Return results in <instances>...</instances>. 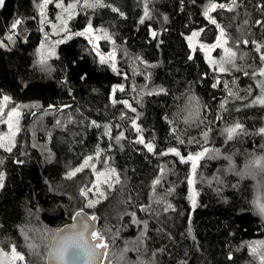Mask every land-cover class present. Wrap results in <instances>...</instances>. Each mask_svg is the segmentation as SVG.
I'll return each mask as SVG.
<instances>
[{"label":"trees","instance_id":"1","mask_svg":"<svg viewBox=\"0 0 264 264\" xmlns=\"http://www.w3.org/2000/svg\"><path fill=\"white\" fill-rule=\"evenodd\" d=\"M42 3L4 0L0 7V41L6 45L0 46V104L3 96L10 97L0 121L12 107L21 112L12 151L0 147V172L5 174L0 249L10 253L15 245L25 257L19 264H46L51 234L83 208L97 216L111 264H261L248 245L264 241V216L253 204L257 197L264 200V174L240 173L248 171L250 160L264 156V134L259 133L264 106L235 107L257 93L252 72L264 63V48L256 51V44H264V27L255 21H264V0H236L232 11L217 7L210 12L237 53L235 67L223 73L210 63L219 61L220 49L209 60L200 46L193 51L187 37L199 31L201 43H214L219 29L203 12L210 3L231 5V0H88L103 6L81 3L71 19L56 4L66 8L76 0H54L43 16ZM145 4L151 18L141 24ZM57 17L67 20V32ZM16 19L23 23L13 35ZM89 23L102 36L100 52L115 49V71L112 62L101 63L88 34L76 35ZM151 31L158 33L156 38ZM47 43L55 55L41 64ZM120 101H128L136 112ZM133 119L155 152L135 142ZM237 122L243 131L227 140L224 129ZM105 126H111L110 135ZM209 128L206 146L218 155L198 161L195 183L189 185L191 162L159 153L169 147H178L184 156L200 151ZM120 131L124 138L117 142ZM90 156L89 165L69 177ZM109 169L120 180L113 179L111 188L103 183L104 175L98 177ZM158 177L161 182L154 185ZM98 179L106 198L88 208L86 199L99 197L92 191L85 198L80 191ZM193 191L195 208L189 199ZM168 204L174 210L164 211ZM148 205L151 211L140 210Z\"/></svg>","mask_w":264,"mask_h":264},{"label":"snow or ice","instance_id":"2","mask_svg":"<svg viewBox=\"0 0 264 264\" xmlns=\"http://www.w3.org/2000/svg\"><path fill=\"white\" fill-rule=\"evenodd\" d=\"M54 0H43V3L39 5L40 11H41V16L44 15V7L49 4L53 3ZM194 2V0H193ZM83 4L84 7H96V6H103V5H97V4H90L88 3V0H76V3L74 4H69L66 8L62 3H57L56 7L62 8L65 13L68 14V18H72V10L77 7L79 4ZM4 5V0H0V7ZM217 7L220 8H225L228 7L229 11H232L234 8L238 7L236 0H231V5H224V4H219L217 5L216 3H210L206 9L203 12V15L207 17L210 22L213 25H216L217 28L219 29V35L215 41L214 45L211 46H205L201 45V48H206L207 50H211L213 47H220L223 49L224 55L220 58L219 61H210V63L215 64V70H218L219 72H225L230 70V68L235 67V59L237 53L233 51L232 48L226 47L228 44V39L226 36V32L224 27L220 26L215 19H213L210 15V11H214ZM264 7V6H262ZM113 11L119 12V9H113ZM120 15H123V13H120ZM145 18L150 19V11L145 4V10H144V16L141 18L140 23L143 24ZM58 20H60L61 23V31L67 32V20H63L61 17H57ZM166 19V18H165ZM45 20H42L41 23H45ZM23 21L21 19H16L12 25H11V30L13 32V35L15 34V30L21 26ZM247 23V21H245ZM256 25L264 27V21L262 20H256L255 21ZM53 29H55L57 26L55 24L52 25ZM93 31L91 23L88 24L85 32L82 33H76V35H85L88 32ZM201 32L203 29L200 30ZM151 36L153 38H156L158 33L156 31H151ZM13 35H9L7 37L8 40L13 39ZM104 35L107 37V34L104 33ZM199 35V32L193 31L187 39L191 42L192 39L196 36ZM47 36V34H46ZM63 41H56V43H62ZM244 44H248L247 40L242 41ZM255 43V42H254ZM0 46H6L3 44L2 41H0ZM43 47V45H42ZM261 48H264V44H256V51L260 52ZM195 49L193 48V51ZM52 55H55L54 52L51 53ZM115 49L112 50L105 58L104 56L100 57L101 63H106L111 61L112 62V68L115 71L116 70V64H115ZM191 59V57H189ZM261 61H264V54H261L260 56ZM41 64H45L46 60L44 57H41L40 60ZM245 75H248L247 72H245ZM252 75L255 76H260L264 77V65H262L258 72L253 71ZM219 83V81H217ZM260 89H261V95L256 97L253 103H259V104H264V80L258 81ZM213 87H216L214 84ZM119 90L123 91L124 88L123 86H119ZM115 91V89H114ZM165 90L163 88L160 89V92H164ZM249 91H251L249 89ZM232 95V93H230ZM3 103L0 104V115L4 113V108L7 107L8 102L10 101V97L8 96H3ZM193 100H195V97H193ZM113 103H117L115 99L112 101ZM121 103L125 104L128 108L131 109L132 112H136V109L131 106V104L128 103V101H120ZM65 107H69L68 105H65ZM223 107V105H221ZM196 111L197 114L199 113V105L197 103L196 105ZM20 115L19 109L17 107H12L10 111L7 113V125L9 129H13V118L16 117L18 118ZM139 118V114H137V119ZM217 119H222V117H217ZM60 121H57V124H59ZM93 125H95V121H92ZM98 126V125H97ZM106 127V134L110 135V127L111 126H105ZM116 127H119L117 125ZM132 127L134 131L138 134L136 143L144 145V147L147 149L148 152H155V144L151 141H145L144 135H143V129L137 124L136 119L132 120ZM19 131L18 127H15V130L10 133V135L6 137H0V147L6 148L8 152L12 151V147L14 146V137L16 132ZM211 131L209 128L208 131L203 132V138H204V145L202 146V150L197 151L195 153H189L187 156H184L181 154L180 150L178 147H169L166 151H162L159 154L162 156H166L169 154H174L176 157L179 158V160L182 163H188L191 162L192 168L191 172L192 175L188 178V184L189 185H194L195 183V175H196V168L198 161L202 158H204L206 155L210 157H215L218 155V150L216 149H210L207 147L208 143V133ZM243 131V125L240 123H235L233 126L228 127L224 129V133L226 136L227 140L233 139L235 135L238 134V132ZM172 132L175 133L176 129L173 128ZM260 134H264V128L259 129ZM124 138V132L120 131L119 135L116 137L117 142H119L120 139ZM178 144L183 145L184 140L180 139L177 137ZM192 141H189L191 143ZM199 143V142H197ZM97 156H99V150L97 151ZM229 159H231L229 157ZM92 160V157H88L84 165H82L80 168H77L75 171L70 172L68 175L69 177L74 176L76 172L82 171L84 166L89 165V161ZM2 163V161H0ZM18 163H22V161H18ZM94 168V165H92ZM246 169L248 171L244 173H240L241 175H247L250 174L251 171L259 172L261 174H264V156L256 157L252 160L249 161L248 165H246ZM161 174L164 173V168L160 169ZM100 175H104L105 179L103 180V183L107 185L109 188L113 187L112 180H115V183H120L119 176L115 172V169H109L108 173H99L98 177ZM4 179H5V174L3 172H0V188H3L4 186ZM219 179V178H215ZM161 182V178L158 177L154 181V185H158ZM95 191L96 194L98 195L99 199H86V206L88 208H94L97 203L100 202V199L106 198L105 192L101 190L100 188V181L99 179L95 184L92 185L91 188L85 187L82 188L80 191V195L87 198L89 196V193ZM169 191H172V189H169ZM197 193L193 191V193L189 196V199L192 201V206L193 208L196 207V199L195 196ZM159 202V201H157ZM253 204L255 206V210L257 213L261 216H264V200H262L260 197H257L256 200L253 201ZM169 209H173V206L171 204H168L164 211H168ZM141 211H151V206H143L140 209ZM132 215H135L134 213ZM97 217L95 215L89 216L83 208L79 209L76 211L73 215V220L75 223L66 225L63 228L57 229L54 233L51 234L48 243L45 245L47 249L46 253V259L51 262V264H105V261H108V264H111L109 260V253H108V248L109 245L106 241L105 234L103 230H100L96 226V221ZM144 227L147 228V222H144ZM28 247L30 249L35 250L36 245L35 244H29ZM248 247L250 248L252 254L254 256H258L261 264H264V241H258L254 242L252 244H249ZM0 257H3L4 259H0V264H15L16 261H25V257L22 253L17 252L15 245L11 246L10 254L5 253L3 249H0ZM229 259H231V254L229 255Z\"/></svg>","mask_w":264,"mask_h":264},{"label":"rangeland","instance_id":"3","mask_svg":"<svg viewBox=\"0 0 264 264\" xmlns=\"http://www.w3.org/2000/svg\"><path fill=\"white\" fill-rule=\"evenodd\" d=\"M210 12H209V15H210ZM196 32H199V31H196ZM87 34L90 37V39H91L94 47L96 48V50L101 54V56H104L105 58H107V56H108V54L110 52L105 53V54L100 52V40H101L102 36L98 32H95L94 30L91 31V32H88ZM199 36H200V32H199V35L194 37L191 42L188 40L189 45L192 48H194L195 46H200L201 47V45L211 46V45L215 44V42L212 43V44L201 43L200 40H199ZM226 47H228V46L226 45ZM217 48L220 49V52L222 53V55L220 57H222L224 55V52H223V49L220 48V47H213V48H211L210 51L207 50L206 48H202V49L205 52V54H206V56H207V58L209 60H215L216 59V56H215L216 54L214 52H215V50ZM53 49H54V46L52 44H50V43H47V44L43 45L42 50H41V57L43 56L44 59L50 57L52 55L51 53L54 52ZM109 62H111V61H109ZM263 65H264V63H263ZM260 80H264V77H260L258 75L255 76V77L253 76L252 81L256 85L257 93L248 102H245V103H243L241 105H237L235 107L236 110L249 109V108H254V107H257V106H264V104L253 103L255 98L261 95V89H260V86H259V83H258V81H260ZM7 119H8V117L6 116V117L3 118V120L0 121V137H6V136L10 135V133L15 130V127L19 128L20 123H21V112H20V115H19L18 118H16V117L13 118V126H14L13 129H9V127H8V125L6 123ZM17 134H18V132H16V134H15L14 142L16 140ZM0 259H4V258L0 257ZM15 264H19L18 261H16Z\"/></svg>","mask_w":264,"mask_h":264},{"label":"water","instance_id":"4","mask_svg":"<svg viewBox=\"0 0 264 264\" xmlns=\"http://www.w3.org/2000/svg\"><path fill=\"white\" fill-rule=\"evenodd\" d=\"M87 213V212H86ZM88 214V213H87ZM89 216H91L90 214H88ZM97 217V216H96ZM72 223H75V221L74 220H72L71 222H69L68 224H66V225H69V224H72ZM96 223V226H97V221L95 222ZM66 225H64V226H62V227H60V228H63V227H65ZM60 228H58V229H60ZM46 264H51V262L50 261H48L47 259H46Z\"/></svg>","mask_w":264,"mask_h":264}]
</instances>
